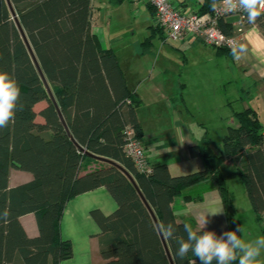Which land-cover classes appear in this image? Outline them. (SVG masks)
<instances>
[{
	"label": "trees",
	"instance_id": "trees-1",
	"mask_svg": "<svg viewBox=\"0 0 264 264\" xmlns=\"http://www.w3.org/2000/svg\"><path fill=\"white\" fill-rule=\"evenodd\" d=\"M214 2L201 0L194 12H212ZM12 3L76 141L122 164L160 224L173 223L176 236L186 239L183 225L198 230L197 222L192 217L178 220L174 199L201 200L212 189L219 192L231 224L235 192L224 169L234 166L257 221L264 225V123L255 109L235 112L237 125L227 127L219 153L209 135L189 147L192 157L203 158L204 169L173 175L166 163L149 161L152 170L142 172L124 150L126 129L143 140L137 113L142 99L129 86L115 51L104 48L93 32L92 0ZM223 21L220 26L231 35V26ZM255 23L264 28V15ZM151 28L152 35L166 38L157 22ZM215 48L231 54L229 48ZM0 71L9 73L21 91L14 119L0 129V264H60L71 258L72 242L60 230L65 206L74 196L101 186L118 204L110 215L92 211L101 229V264H171L156 223L131 181L117 167L86 155L66 133L6 0H0ZM42 102L46 105L38 111ZM85 160L99 166L82 174ZM11 168L30 172L32 179L11 187ZM202 184L210 185L191 191ZM28 213L36 217V236L22 224L21 217ZM166 240L175 264H199L192 253L180 260L176 241Z\"/></svg>",
	"mask_w": 264,
	"mask_h": 264
},
{
	"label": "crops",
	"instance_id": "crops-1",
	"mask_svg": "<svg viewBox=\"0 0 264 264\" xmlns=\"http://www.w3.org/2000/svg\"><path fill=\"white\" fill-rule=\"evenodd\" d=\"M118 1L122 2L124 0ZM129 1L135 5L136 9H143L142 5L147 8L145 13L147 16L146 31L143 29L142 32H138L136 39L135 35L137 33L131 28L130 30L126 29L128 33L124 31L117 34L118 36L108 37L106 28L103 25L105 21L101 19L103 16L102 7L96 0H92L93 32L99 37L104 48L111 47L115 51L121 66L127 73L129 86L142 99L137 113L143 127V142L148 151L149 161L166 163L173 175L202 170L205 167L203 158L192 157L189 147L194 144H202L204 137L208 135L205 124L207 119L204 117L206 115L199 119L200 122L197 125L193 122L195 116L192 118L191 123L188 122L190 120L188 115L193 113L190 111L192 105L190 107L184 98L181 99L183 102L175 100L174 94L181 87L185 88L186 83L175 78L171 79L169 77L171 72H169L168 67L158 69L160 56L158 52L154 51L158 39L162 43L171 40H166V38L156 34L152 35L151 26H155L156 16L147 0ZM181 1H185V3L180 5ZM200 1L175 0V5H180L183 12L190 13L199 9ZM223 20L224 23H229V26H231V33L240 35L241 39L237 47L230 49L231 54L219 53L215 48V55L216 57H227L233 74H240V77L234 89L237 96H234L233 100L228 99L225 104L228 107L227 115L222 116L219 114V108L216 109V113L220 120H229L235 123L234 114L236 111L253 108L258 112L264 123V28L257 23L250 24L248 21H242L238 14L227 16ZM240 28L243 29L241 33L239 32ZM130 32L134 34L130 36ZM148 38L151 42L146 43L145 41ZM174 42L184 44L185 42L196 43L202 41L194 37H187ZM241 46H243L242 51ZM234 49L237 50L238 57L233 56ZM233 101H239V107L234 106ZM195 108L200 109V107ZM213 111L215 114V109ZM207 117L210 118V115H207ZM170 119L173 122V127L168 130V125L164 122L168 123ZM148 120H157V122L162 123L163 125L158 127L161 131H153L148 128ZM83 166L81 173L85 174L99 165L97 162H87L85 160ZM31 179L32 174L28 171L17 168L10 169L9 184L11 187ZM209 185L202 184L191 191L196 192L205 189ZM216 191L212 189L206 192L201 200L186 201L183 197H176L173 207L178 220L187 217L196 220V215L205 206L223 204L220 194L217 193V196H215ZM117 207L116 200L104 186L71 198L65 206L60 222V230L62 237L72 242L73 256L62 260L60 264H101L104 262L98 242L101 229L92 216V211L100 210L104 214L110 215L116 211ZM223 208L222 214L209 217L210 222L206 225L204 231H213L217 236L224 231H232L224 204ZM21 221L30 236L38 235L39 230L34 213L23 215Z\"/></svg>",
	"mask_w": 264,
	"mask_h": 264
},
{
	"label": "rangeland",
	"instance_id": "rangeland-1",
	"mask_svg": "<svg viewBox=\"0 0 264 264\" xmlns=\"http://www.w3.org/2000/svg\"><path fill=\"white\" fill-rule=\"evenodd\" d=\"M96 2L102 7L103 16L101 19L105 21L103 25L106 28L108 37L118 36L117 34H121L124 31L128 33L127 30L131 28V30L137 33L135 35L136 39L138 32H142L143 29L146 31L147 16L145 13L147 12V8L145 5H142L143 9H136L135 5L129 0L122 2L118 0H96ZM104 14L106 15L104 16ZM132 34L134 33L132 32L130 36ZM154 51L158 52L160 56L158 69L168 67L169 72H171L169 75L171 79L175 78L178 81L186 83L185 88L181 87L180 90L174 92L175 100L183 102L181 99L184 98L189 106L192 105V110L190 111L193 113L188 115L190 118L188 122L190 123L195 116V121L193 122L197 125L200 122L199 119L206 115L204 116L207 119L205 124L208 135L213 141L212 147L219 153L226 128L228 126H236L237 122L232 123L229 120H220L216 109H220L219 114L222 116L227 115L228 107L225 104L228 102V99L233 100L234 96H237L234 89L236 88V84H238L237 81H239L240 74L234 75L232 68L228 64L229 59L227 57H216L215 47L203 42H185L182 44L168 41L162 43L158 39L155 43ZM233 104L239 107L240 102L233 101ZM45 105L46 102H42L37 105L36 109L39 111ZM195 107H200V109L197 110ZM213 109H215V114L213 113ZM207 115H210V118ZM38 119L41 120V117H38ZM148 121V128L153 131L159 130L158 127L163 125L157 122V120ZM164 123L168 125V130L172 129L173 122L171 119L168 123L166 121ZM224 172L227 176L229 187L235 192L233 217L230 224L232 230H235L238 225L243 226L244 232L242 238L246 241L263 236V222L257 221L245 187L235 173L234 166L226 167ZM217 193L219 192L216 191L215 196H217ZM238 235L242 234L238 233ZM258 259L261 261V264H264V251H262Z\"/></svg>",
	"mask_w": 264,
	"mask_h": 264
},
{
	"label": "clouds",
	"instance_id": "clouds-1",
	"mask_svg": "<svg viewBox=\"0 0 264 264\" xmlns=\"http://www.w3.org/2000/svg\"><path fill=\"white\" fill-rule=\"evenodd\" d=\"M223 5L225 13H245L250 24H254L264 15V0H223ZM216 7L214 2L213 10ZM232 54L238 57L237 50L234 49ZM20 96L17 81L9 73L0 71V129L6 128L14 119ZM223 211V204H209L202 208L196 215L198 230H194L190 224L183 225L186 239L176 236L177 228L173 223L160 224L159 231L165 239L176 241V256L180 260L192 253L198 258L199 264H232L237 260L238 264H261L258 258L264 251V236L246 241L242 238L243 226L239 225L235 230L224 231L219 236L213 231H204L210 222L209 217L222 214Z\"/></svg>",
	"mask_w": 264,
	"mask_h": 264
},
{
	"label": "built area",
	"instance_id": "built-area-1",
	"mask_svg": "<svg viewBox=\"0 0 264 264\" xmlns=\"http://www.w3.org/2000/svg\"><path fill=\"white\" fill-rule=\"evenodd\" d=\"M155 9L157 24L163 28L166 40L180 41L187 37H194L205 44L214 47L235 48L240 42V35L226 34L220 26V21L227 16L238 14L242 21H247L246 14L242 11L225 13L223 1L217 2V7L212 12L185 13L176 7L171 0H147ZM243 29H239L241 33ZM126 143L124 150L133 160L135 166L142 172H150L151 164L148 151L142 139L138 138L133 129L125 130Z\"/></svg>",
	"mask_w": 264,
	"mask_h": 264
},
{
	"label": "water",
	"instance_id": "water-1",
	"mask_svg": "<svg viewBox=\"0 0 264 264\" xmlns=\"http://www.w3.org/2000/svg\"><path fill=\"white\" fill-rule=\"evenodd\" d=\"M6 1H7V4L9 6V8H10L12 17H13L14 21L16 22V24H17V26H18V28H19V30L21 32V35H22V37H23V39H24V41H25V43H26V45H27V47H28V49L30 51V54H31V56L33 58V61H34L35 65H36V67H37V69H38V71L40 73V76H41V78L43 80L45 88H46V90L48 92L49 98L51 99L53 105L55 106V109H56V111L58 113V116L60 118V121H61L62 125L64 126V129H65L66 133L70 136V138L74 142V144L81 151H83L86 155H88V156H90V157H92V158H94V159H96L98 161H101V162H104V163H108L110 165H113V166L117 167L131 181L133 186L136 188L139 196L141 197V199L143 200V202L147 206L149 212L151 213V215H152V217H153V219H154V221L156 223V226L158 228V231H159V227L158 226L160 225V222L158 220V217H157L154 209L152 208V206L150 205V203L146 199L145 195L143 194L142 190L140 189V187H139L136 179L134 178V176L122 164H120L116 160H113L111 158L95 154V153L87 150L84 146H82L80 143H78L76 141V139L74 138V136L72 135L71 130H70V128H69V126H68V124L66 122V119H65V117H64V115H63V113H62V111L60 109V106L58 104L56 96H55V94H54V92L52 90V87L50 86V83H49V81H48V79H47V77H46V75H45V73H44V71H43V69H42V67L40 65V62H39V60H38V58H37V56H36V54H35V52H34V50L32 48V45H31V43H30V41L28 39V36H27L23 26H22V23L20 21L18 13L16 12V10L14 8L12 0H6ZM217 1H223V0H217ZM159 233H160V231H159ZM160 236H161L162 242L164 244V247L166 249L168 258L170 260V263L171 264H175L174 259H173L172 254H171V251H170V248H169V245L167 243V240L163 237V235L161 233H160Z\"/></svg>",
	"mask_w": 264,
	"mask_h": 264
}]
</instances>
